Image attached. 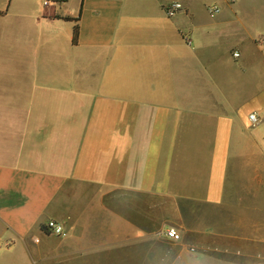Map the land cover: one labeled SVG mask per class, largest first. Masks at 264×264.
<instances>
[{"label": "crops", "instance_id": "obj_1", "mask_svg": "<svg viewBox=\"0 0 264 264\" xmlns=\"http://www.w3.org/2000/svg\"><path fill=\"white\" fill-rule=\"evenodd\" d=\"M181 202L264 264V0H0V264L154 256Z\"/></svg>", "mask_w": 264, "mask_h": 264}, {"label": "rangeland", "instance_id": "obj_2", "mask_svg": "<svg viewBox=\"0 0 264 264\" xmlns=\"http://www.w3.org/2000/svg\"><path fill=\"white\" fill-rule=\"evenodd\" d=\"M175 205V203L173 202ZM181 216H172V222L167 224V226L173 227L178 230L181 240L178 242L170 241L162 237L159 233L168 228L160 227L157 228L156 238V253L154 256L147 257V249L153 247L154 242L149 240L140 243L139 249L136 247L133 249L129 247L128 244L123 249V263L122 264H218L216 255L212 252V226H213V210L211 207L200 206L199 203H187L181 202ZM173 213V212H172ZM165 218H168L167 216ZM217 218V217H216ZM218 226V221L215 222ZM200 227L205 230L202 234ZM160 231V232H159ZM238 237L242 236V233H234ZM159 239L164 240L159 243ZM204 239L208 242V249L206 251V256H203L201 249L199 248V241ZM235 241V247L232 251L235 252L232 257L230 254L221 255L226 259L234 261V264H246V259L243 254L239 252L243 251L242 246L239 245V240ZM186 244L184 249H180L181 245ZM222 245L217 249L222 248ZM187 252L188 255L182 253ZM190 259V260H189Z\"/></svg>", "mask_w": 264, "mask_h": 264}, {"label": "built area", "instance_id": "obj_3", "mask_svg": "<svg viewBox=\"0 0 264 264\" xmlns=\"http://www.w3.org/2000/svg\"><path fill=\"white\" fill-rule=\"evenodd\" d=\"M55 0H44V4L45 5H49L50 3L54 2ZM183 9L182 5L178 2H174L172 3V5H170L169 7L166 8V13L168 16H173L175 15L177 12L181 11ZM216 9H213L212 12H215ZM233 56L235 58L239 57V53H234ZM249 119L251 121V123L256 126L259 124V120L258 118L254 115L251 114L249 116ZM43 233L45 235H56V236H61L64 233V227L63 225L57 223L56 221H48L44 226H43ZM162 237L170 240V241H174V242H178L181 240V236L179 234V232L173 228V227H168L164 230H162L159 233ZM35 242H39V240L37 238H35Z\"/></svg>", "mask_w": 264, "mask_h": 264}, {"label": "trees", "instance_id": "obj_4", "mask_svg": "<svg viewBox=\"0 0 264 264\" xmlns=\"http://www.w3.org/2000/svg\"><path fill=\"white\" fill-rule=\"evenodd\" d=\"M77 35H78V26H75V29H74V40H76Z\"/></svg>", "mask_w": 264, "mask_h": 264}]
</instances>
